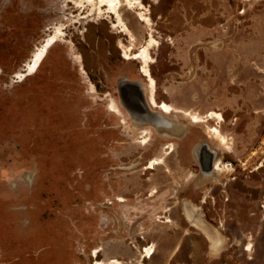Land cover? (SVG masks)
Listing matches in <instances>:
<instances>
[{"label": "rangeland", "instance_id": "rangeland-1", "mask_svg": "<svg viewBox=\"0 0 264 264\" xmlns=\"http://www.w3.org/2000/svg\"><path fill=\"white\" fill-rule=\"evenodd\" d=\"M118 1L0 0V264H264V0Z\"/></svg>", "mask_w": 264, "mask_h": 264}, {"label": "bare ground", "instance_id": "bare-ground-1", "mask_svg": "<svg viewBox=\"0 0 264 264\" xmlns=\"http://www.w3.org/2000/svg\"><path fill=\"white\" fill-rule=\"evenodd\" d=\"M91 1V0H90ZM101 1V5L102 6H106L109 8V13L114 15L118 22L120 24L123 25L124 27V31H127V27L124 25L123 23V20H122V17H121V14L119 12V6H118V0H100ZM123 1V0H122ZM124 2V1H123ZM97 3V2H96ZM120 3V2H119ZM125 3V2H124ZM130 3V2H129ZM95 4V3H94ZM78 6H81V3L78 4ZM140 6V5H139ZM141 8L143 9L144 7L141 6ZM83 10V9H82ZM104 14V13H103ZM144 21L147 22V24H150L151 23V20L147 17H144L142 18ZM141 19V20H142ZM142 20V21H143ZM145 22V23H146ZM123 31V30H122ZM129 34V33H128ZM61 36H63V33H62V30L59 29L58 31H55L52 35L49 36V38L45 41V43L42 45L41 48H39L34 56H33V59L31 60V62L29 63L28 65V75H32L40 66V64L42 63V61L45 59V57L47 56L48 52H49V49L52 48L54 45H56L59 40H61ZM132 37V36H131ZM121 44V43H120ZM158 44L156 42V40L151 37L150 40L148 41L146 47L142 48L135 56L134 58L135 59H140L142 62H143V67L141 65V73L144 77H146L150 83V96L148 98V103L149 105L152 107V108H158L160 110H162V112L166 115H171L172 112H173V108L165 103V102H161V103H158V100H157V96H156V81L154 80L152 74H151V70H150V63L152 61V56H151V48ZM121 46V45H120ZM124 51V50H123ZM125 56H127V53H125ZM132 56V55H131ZM124 57V56H123ZM128 58V57H127ZM131 59V58H129ZM128 60V59H127ZM148 83V84H149ZM135 97V100L138 99V95H134ZM129 100V98H128ZM111 110L113 112H120L121 109L120 107L118 106L117 102H113L112 103V108ZM110 110V111H111ZM133 110H134V113L136 115H138L139 117H143V111L142 109L140 108V106L136 103H134V106H133ZM176 109H174L175 111ZM177 114V113H176ZM210 118L212 117H216L218 119V122H217V125L219 126L221 121L224 120L223 116L218 114V113H212L209 115ZM145 117V115H144ZM150 117V116H148ZM161 116H157L156 118H158ZM147 118V117H146ZM208 118V117H207ZM135 119V118H134ZM148 119H152V116ZM139 120V119H138ZM205 120V118H204ZM144 122V121H143ZM142 122V123H143ZM163 119L161 118L158 122V124L156 125H159V124H163ZM200 122V121H199ZM140 123V122H139ZM141 124V123H140ZM217 126V127H218ZM217 127H213L211 129V132L213 133V136L216 138V139H219L222 141V143H226L228 141V137L224 136L222 131L220 129H218ZM227 145V144H226ZM202 155L201 157L203 158L202 161H203V170H202V173L204 176H215V178H218L219 176L223 175L224 173V167L222 166V162L219 161V159H216L214 160L213 157H215V153L208 150V145L207 144H203V149H202ZM151 163V162H150ZM213 163V164H212ZM160 162L158 161H154L150 164V166L147 168V170H154L156 168V165H159ZM162 164V163H161ZM212 164V165H211ZM230 167V166H229ZM227 168V167H226ZM226 170V169H225ZM259 170V169H258ZM118 201H123L122 199L118 200ZM186 210L189 214V217H190V221L192 223H195L197 221H199L200 218H198L195 213H193V211H191L189 208H187L186 206ZM198 227V226H197ZM207 229V228H206ZM209 231V229H208ZM213 232V231H212ZM214 233V232H213ZM247 245V248L248 250L252 249V244L251 243H248ZM155 253V250L154 248L151 246V247H147L145 249V257L147 259H151L153 257Z\"/></svg>", "mask_w": 264, "mask_h": 264}, {"label": "flooded vegetation", "instance_id": "flooded-vegetation-1", "mask_svg": "<svg viewBox=\"0 0 264 264\" xmlns=\"http://www.w3.org/2000/svg\"><path fill=\"white\" fill-rule=\"evenodd\" d=\"M140 71H141V69H140ZM128 92V91H127ZM128 96H129V100H131V98H132V95L130 94V92H128V94H127ZM135 98V97H134ZM135 100V99H134ZM134 102H136V100L134 101ZM220 161V160H219ZM213 164V163H212ZM211 164V165H212ZM222 165H223V163H222ZM264 165H262V167H263ZM258 169H260V168H258ZM223 175H221V176H219L218 178H221ZM229 201V200H228ZM263 201H264V197H263ZM187 206V205H186ZM186 206H185V215H186V218H187V220L194 226V227H201V228H203L204 229V231L207 233L208 231V229H209V227H208V225H205V223L203 222V220L202 219H199V221H197V222H195V223H192L189 219H190V217H189V214H188V212H187V210H186ZM187 208H189L188 206H187ZM262 208H264V206H262ZM190 209V208H189ZM191 211H194V209H190ZM189 218V219H188ZM167 223H170L171 222V220H169V219H167V221H166ZM207 228V229H206ZM211 240V239H210ZM249 243H251V242H249ZM252 244V249H250V251H253V243H251ZM222 245H223V239L221 238V237H219V235L218 234H216V243H215V245H214V251H212L213 253H217L218 251H219V249L222 247ZM247 246H249V245H245V251L246 252H248L249 250H248V248H247Z\"/></svg>", "mask_w": 264, "mask_h": 264}, {"label": "water", "instance_id": "water-1", "mask_svg": "<svg viewBox=\"0 0 264 264\" xmlns=\"http://www.w3.org/2000/svg\"><path fill=\"white\" fill-rule=\"evenodd\" d=\"M26 74H27V73H26ZM159 116H162V115H159ZM152 119H154V117H153ZM153 124H154L156 127H158L154 122H153ZM170 128H172V126H171Z\"/></svg>", "mask_w": 264, "mask_h": 264}]
</instances>
